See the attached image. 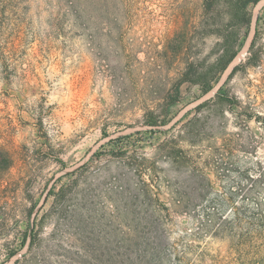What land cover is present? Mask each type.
Returning a JSON list of instances; mask_svg holds the SVG:
<instances>
[{
    "label": "rangeland",
    "instance_id": "obj_1",
    "mask_svg": "<svg viewBox=\"0 0 264 264\" xmlns=\"http://www.w3.org/2000/svg\"><path fill=\"white\" fill-rule=\"evenodd\" d=\"M202 1L97 0L89 27H77L64 1L0 0V150L11 159L0 184V264L28 253L53 191L76 179L93 192L98 221L115 229V180L127 165L121 150L152 159L186 124L201 131L194 147L183 144L209 170L208 199L231 197V224L217 236L200 230L194 214L176 216L175 254L183 264H264V239L243 236L239 222L245 193L264 173V0L251 7L254 23L235 61L206 95L180 82L190 58L216 54L218 38L195 29ZM218 93L239 104L198 110ZM173 95L179 102L165 112ZM152 114L160 117L155 129L147 125ZM160 167L165 172L168 162ZM164 176L160 197L168 204ZM260 185L252 195L264 201V180ZM63 231L53 237L49 219L40 228L52 264H67L69 252L80 250L74 229ZM54 244L58 249H49Z\"/></svg>",
    "mask_w": 264,
    "mask_h": 264
},
{
    "label": "trees",
    "instance_id": "obj_2",
    "mask_svg": "<svg viewBox=\"0 0 264 264\" xmlns=\"http://www.w3.org/2000/svg\"><path fill=\"white\" fill-rule=\"evenodd\" d=\"M61 1L66 3L77 27H89L92 14L98 9L97 0ZM262 1H202V13L195 29L218 38L216 54L212 60H209V57L190 58L182 74V84L198 86L205 95L214 89L219 77L235 61L246 30L254 23L251 7ZM176 95L171 96L167 102L165 112L167 107L179 102ZM212 103L215 106L227 104L231 107L239 104L229 95L218 93L215 100L206 101L198 110L201 111ZM159 118L152 114L147 125L154 129L161 126ZM197 126L198 124H186L182 135L162 142L152 159L140 157L137 151L130 154L121 150L127 165L120 167L115 180V229L109 230L108 226L101 224V220L98 221L91 202L93 192H90L89 186L80 187L78 179L53 191L50 210L39 222L34 223L28 253L14 264H52L47 258V249L43 248V240L40 237V228H43L48 219L54 223L53 237L64 232L63 230L74 229L76 245L80 250L69 252L67 264H183L184 256L175 254L170 244L171 223L178 215L194 214L201 222L200 230L209 234L212 232L218 236L229 231L231 221L226 213L228 206L232 204L231 197L225 193H217L213 200L208 199L212 193L209 189L212 186L208 176L209 170L207 166H201L192 150L183 144L188 140V145L194 147L196 142L192 139L201 132ZM10 160L9 155L0 150V184L11 166ZM162 160L168 162L165 172L160 167ZM163 173L165 179H170L172 189L168 204L160 197ZM263 180L264 173L258 180L253 181L252 188L243 198L247 212L243 213L242 220L237 216L240 224H244V228L246 226V230L242 229L243 236H258L262 240L264 201L260 195L253 198L252 192L255 187L262 188L260 182ZM213 227L216 228L213 230ZM28 240L29 232L26 233L22 246H26ZM55 245H51L49 249H58ZM18 253L17 250H12L9 256L14 258Z\"/></svg>",
    "mask_w": 264,
    "mask_h": 264
}]
</instances>
